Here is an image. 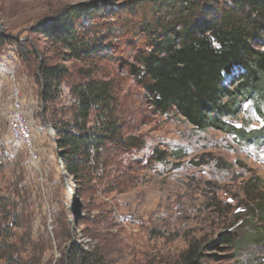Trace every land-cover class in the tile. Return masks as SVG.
Returning <instances> with one entry per match:
<instances>
[{
	"label": "rangeland",
	"instance_id": "374dc122",
	"mask_svg": "<svg viewBox=\"0 0 264 264\" xmlns=\"http://www.w3.org/2000/svg\"><path fill=\"white\" fill-rule=\"evenodd\" d=\"M122 1L0 0V195L24 208L14 239L31 241L28 251L40 264H61L72 243L97 250L107 264H175L193 241L205 242L228 230L244 235L250 181L259 180L264 193V139L248 141L217 128L201 131L180 116L160 115L144 90L121 72L112 74L120 83L121 117L129 131L146 141L135 153L140 163L118 176L124 190L114 188L113 177L79 184L66 176L58 162L55 130L73 118L74 87L86 80L81 70L89 66L68 57L47 29L79 4L110 8ZM54 66L64 76L51 87L43 71ZM15 87L33 125L36 162L10 135ZM262 107L259 114L252 100L244 101L229 122L246 132L258 130L264 125ZM155 148L166 152L164 161L150 158ZM65 216L70 240L59 237ZM213 253L223 258L210 264H264V246L255 243L236 253Z\"/></svg>",
	"mask_w": 264,
	"mask_h": 264
},
{
	"label": "trees",
	"instance_id": "16d2710c",
	"mask_svg": "<svg viewBox=\"0 0 264 264\" xmlns=\"http://www.w3.org/2000/svg\"><path fill=\"white\" fill-rule=\"evenodd\" d=\"M47 36L61 43L68 57L89 66L81 70L86 80L74 87L73 118L60 122L54 138L59 165L79 184L113 177L114 188L124 190L118 176L140 163L135 153L146 141L129 131L121 117L120 83L112 75L119 72L144 90L160 115L180 116L201 131L217 128L248 141L264 139V125L246 132L229 122L247 100L262 113L264 0H125L110 8L79 4L63 12ZM63 76L55 66L43 71L51 87L60 85ZM166 157L157 148L150 154L158 162ZM2 167L0 161V171ZM259 182L249 183L252 203L245 211L249 228L244 235L228 230L205 242L193 241L175 264H210L223 258L214 250L236 253L245 244L264 246V193ZM23 209L11 196L0 195V264L40 262L28 251L31 241L14 239ZM59 226L64 228L60 239L70 240L66 216ZM61 264L107 262L97 250L72 243Z\"/></svg>",
	"mask_w": 264,
	"mask_h": 264
},
{
	"label": "built area",
	"instance_id": "2783aa9c",
	"mask_svg": "<svg viewBox=\"0 0 264 264\" xmlns=\"http://www.w3.org/2000/svg\"><path fill=\"white\" fill-rule=\"evenodd\" d=\"M11 109L8 115V124L11 138L23 147L30 160H38V151L33 138V125L27 119L24 111L23 99L18 87L13 89ZM52 132V128H50Z\"/></svg>",
	"mask_w": 264,
	"mask_h": 264
}]
</instances>
